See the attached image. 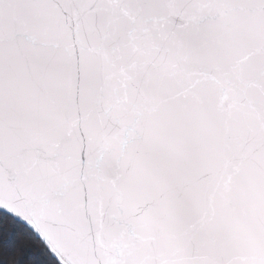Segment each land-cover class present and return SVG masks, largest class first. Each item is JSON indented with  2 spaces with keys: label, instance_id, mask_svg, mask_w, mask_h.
<instances>
[{
  "label": "snow or ice",
  "instance_id": "6c2138e0",
  "mask_svg": "<svg viewBox=\"0 0 264 264\" xmlns=\"http://www.w3.org/2000/svg\"><path fill=\"white\" fill-rule=\"evenodd\" d=\"M3 264H264V0H0Z\"/></svg>",
  "mask_w": 264,
  "mask_h": 264
},
{
  "label": "rangeland",
  "instance_id": "374dc122",
  "mask_svg": "<svg viewBox=\"0 0 264 264\" xmlns=\"http://www.w3.org/2000/svg\"><path fill=\"white\" fill-rule=\"evenodd\" d=\"M2 214V213H1ZM0 264H3V259L2 258H0Z\"/></svg>",
  "mask_w": 264,
  "mask_h": 264
},
{
  "label": "trees",
  "instance_id": "16d2710c",
  "mask_svg": "<svg viewBox=\"0 0 264 264\" xmlns=\"http://www.w3.org/2000/svg\"><path fill=\"white\" fill-rule=\"evenodd\" d=\"M1 214V213H0Z\"/></svg>",
  "mask_w": 264,
  "mask_h": 264
}]
</instances>
